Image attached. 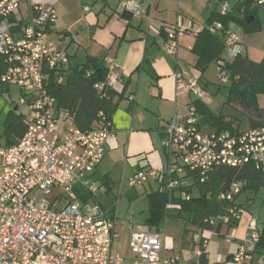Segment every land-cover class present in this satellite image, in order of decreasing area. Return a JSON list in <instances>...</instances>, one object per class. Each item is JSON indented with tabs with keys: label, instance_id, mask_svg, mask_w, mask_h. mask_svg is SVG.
I'll return each mask as SVG.
<instances>
[{
	"label": "built area",
	"instance_id": "obj_1",
	"mask_svg": "<svg viewBox=\"0 0 264 264\" xmlns=\"http://www.w3.org/2000/svg\"><path fill=\"white\" fill-rule=\"evenodd\" d=\"M104 1L118 14L143 17L146 13L140 0ZM20 2L0 0V83L17 85L21 90L18 103L27 109L23 134L10 145H0V264H124V258L113 250L118 237L113 215L100 210L91 199L87 211L78 198V190L94 195L98 189L93 175L113 127L110 121L102 120L87 130L77 128L71 112L59 107L48 93L45 66L68 63L67 55L48 40L55 11L50 5H32V14L24 22L17 16ZM238 2L219 0L215 10L225 16ZM252 3L264 7V0ZM208 28L217 32L222 25L214 22ZM163 30L167 51L174 53L178 36L197 34L201 28L179 17L165 24ZM223 44L216 62L219 77L225 73L222 69L227 62L244 53L242 37L229 28ZM119 80V73L109 66L106 83L113 87ZM184 85L195 99L202 100L206 94L197 79L190 78ZM102 86L101 82L94 84L97 89ZM198 120L192 103L182 123L171 119L161 142L168 157L166 168L138 171L131 184L151 178L169 189L183 185L181 177L187 171L196 172L203 181L219 164L236 167L253 163L264 175V127L238 133L202 132ZM240 189L239 182H232L220 198L232 200ZM243 211L237 205L228 210L238 218ZM126 228L128 252L135 257L133 264L176 263L175 258L160 256L158 231L133 223ZM193 239L198 244L200 235L194 234ZM258 242L259 232L251 221L229 264H264V251L254 257Z\"/></svg>",
	"mask_w": 264,
	"mask_h": 264
},
{
	"label": "crops",
	"instance_id": "obj_2",
	"mask_svg": "<svg viewBox=\"0 0 264 264\" xmlns=\"http://www.w3.org/2000/svg\"><path fill=\"white\" fill-rule=\"evenodd\" d=\"M140 2L146 10L143 17L127 12L118 14L104 0H21L17 12V16L26 22L32 14V5L52 6L56 17L49 29L48 40L67 55L68 63L75 62L73 66H76L91 56L113 66L119 73L120 80L115 88L122 92V98L110 117L114 132L104 144V156L93 175L98 189L91 201L98 205L102 199L97 197L100 190L106 196L111 190L118 196L127 187L150 184L155 186L154 191L160 189L159 180L148 178L136 184H131V180L138 171L166 168L168 157L161 144L165 137L164 128L171 119L182 123L195 99L184 83L198 77L203 86L206 79L196 69L198 57L192 51L196 34L178 36L174 53H169L163 26L181 17L184 22L190 19L202 28L205 25L204 4L210 8L216 5L211 0ZM21 5H25L23 10ZM257 35L254 33L242 39L243 54L254 62H259L264 56V40L257 42ZM213 66L219 73L216 63ZM177 75L180 81H177ZM258 103L263 106L262 96H258ZM183 182L186 184L185 180ZM235 200L244 209L237 225L233 228L221 226L222 236L212 231L206 233L210 235L211 242L213 238H220L217 240L222 242V247L214 250L215 261L220 264H229L231 256L247 235L251 221H255L260 237L254 257L264 251V186L241 191ZM115 215L116 211L112 219L116 218ZM128 223L132 222L124 223L126 230ZM141 226L156 230L145 222ZM185 227L188 225L184 220L169 211L158 231L162 240L160 256L175 258V264H199L198 244L193 235L202 234L206 238L204 249L209 264L210 247L204 235L206 231L189 230L183 234Z\"/></svg>",
	"mask_w": 264,
	"mask_h": 264
},
{
	"label": "trees",
	"instance_id": "obj_3",
	"mask_svg": "<svg viewBox=\"0 0 264 264\" xmlns=\"http://www.w3.org/2000/svg\"><path fill=\"white\" fill-rule=\"evenodd\" d=\"M218 1L211 0L215 5ZM257 8L258 6L253 5L252 0H239L234 9L225 16L219 15L215 8L211 11L205 25L195 35L192 51L198 57L197 70L203 73L209 64L216 63L221 58L224 48L223 37L231 22L242 24L247 32L259 30ZM214 22H220L222 25L217 32H212L208 28ZM222 70L231 80L227 87L224 104L245 114L249 129L264 127V104L260 106L258 103V96H262L264 100V56L259 62H254L241 54L227 62ZM108 72L109 66L103 60L87 56L82 63L73 67L68 66V63L52 68L45 66V86L48 93L56 99L57 105L71 112L76 127L87 130L102 120L110 121L112 113L122 98V92H118L115 86L112 87L106 83ZM97 82L103 84L101 89L94 87ZM6 89L8 87L4 85L3 90ZM192 104L199 115L198 128L209 125L213 129L211 132H239V119L236 116L215 115L200 99H194ZM25 127V115L12 108L2 133L6 145L14 143L23 134ZM181 179L189 180L188 184L183 183L168 189L164 188L162 181H159L160 189L149 194L153 201L151 214L145 221L149 228L155 227L157 231H160L165 217L169 215V211H173L188 225L184 228L183 234H187L189 230L199 233L212 231L222 236L221 226L233 228L238 223L239 218L233 217L228 212L234 205L241 207L235 200L236 196L246 189L255 190L264 186V175L253 163L236 167L219 164L207 173L203 181L199 179L196 172L190 171H187ZM232 182L240 183V192L232 200L220 198L222 193L229 190ZM78 198L88 201L95 197L93 194L78 190ZM168 204L169 208L166 207ZM205 239L200 234L199 264H207L203 246ZM259 243L260 237L258 247Z\"/></svg>",
	"mask_w": 264,
	"mask_h": 264
},
{
	"label": "rangeland",
	"instance_id": "obj_4",
	"mask_svg": "<svg viewBox=\"0 0 264 264\" xmlns=\"http://www.w3.org/2000/svg\"><path fill=\"white\" fill-rule=\"evenodd\" d=\"M235 1L236 0H230L231 3ZM24 8L25 5H21V10H23ZM213 10V7L210 8L206 4H204L202 12L204 14L203 18H205V21ZM257 17L260 27L257 32H247L245 27L237 22H231L229 24V30L240 35L242 39H245L248 35H252L255 33L258 34L256 37L257 42L259 40H264V7L257 8ZM73 65H75V62L68 63V66ZM197 71L200 72L199 70ZM203 74L206 77L203 83L206 94L202 98V101H204L205 104L208 105V108L215 115L236 116L239 119V131L249 129L247 116L234 107L228 104H224L227 87L231 82L229 76L226 74H222V76L218 77L219 73L214 68L213 63L208 65ZM3 87L4 85L0 83V145H6V141L2 133L5 129V121L7 120L9 111L13 108V105H18L15 111L25 116L27 115L26 106L18 103V100L21 97L20 88L17 85H8L9 89L3 90ZM211 128L212 127L209 125H204L201 127V131H211L213 130ZM188 181L189 180H185L186 184H188ZM144 188H146V190ZM154 190L155 186L149 184L146 186L127 187V189L118 196L117 194L115 195V191L112 190L107 193V196L102 190L97 192V197H102V199L100 200L101 203L99 202L101 205L97 204L99 209L107 211L109 216L113 215L114 211H116V218H114V221L116 230L118 232V237L114 240L113 250L124 258V264H133V261L135 260V257H133L132 254L128 252V231L125 229L124 223L132 222L133 224L142 225L147 220V218H149L153 206V201L150 198L149 194L151 192H154ZM79 201L85 210L90 211L91 200L87 202L79 198ZM242 214H240V216ZM207 232L208 231L204 232V235L207 236V242H209L208 245L210 247L209 264H220L215 261L216 259L214 256V250L222 247V242H218L220 238H213L214 240H212L211 242V237L209 234H206Z\"/></svg>",
	"mask_w": 264,
	"mask_h": 264
},
{
	"label": "water",
	"instance_id": "obj_5",
	"mask_svg": "<svg viewBox=\"0 0 264 264\" xmlns=\"http://www.w3.org/2000/svg\"><path fill=\"white\" fill-rule=\"evenodd\" d=\"M17 109V105H15L14 107H13V110L15 111Z\"/></svg>",
	"mask_w": 264,
	"mask_h": 264
}]
</instances>
